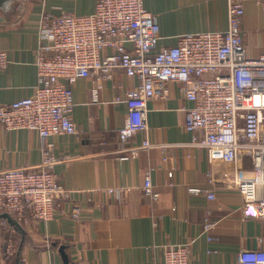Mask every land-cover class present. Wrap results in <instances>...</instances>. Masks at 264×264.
I'll return each mask as SVG.
<instances>
[{
  "label": "crops",
  "instance_id": "0c3cea01",
  "mask_svg": "<svg viewBox=\"0 0 264 264\" xmlns=\"http://www.w3.org/2000/svg\"><path fill=\"white\" fill-rule=\"evenodd\" d=\"M241 1L247 55L256 57L264 53V0ZM230 2L144 0L161 28L159 49L175 45L185 33L225 30ZM96 4L97 0H0V50L9 56V64L0 70V103L34 92L42 16L90 14ZM139 82L117 69L109 80L92 75L70 84L72 117L79 132L48 139L59 158L55 171L68 197L60 200L50 221H17L0 214V264L5 239L11 235L18 241V253L6 264H161L165 245L189 241L191 264H240L242 250L264 249V213L247 214L248 198L240 184L256 183L251 204L260 208L264 185L258 171L247 154L228 162L193 144L195 133L185 126L192 102L180 83H159V93L148 102V131L120 140L118 130L128 106L115 98ZM96 87L98 101L93 97ZM146 138L157 145L143 146ZM42 147L36 131H9L0 124V170H36ZM148 173L156 198L144 189ZM121 187L125 191L120 196L109 192ZM208 192L215 196L210 198ZM208 216L216 225L205 232Z\"/></svg>",
  "mask_w": 264,
  "mask_h": 264
},
{
  "label": "built area",
  "instance_id": "2783aa9c",
  "mask_svg": "<svg viewBox=\"0 0 264 264\" xmlns=\"http://www.w3.org/2000/svg\"><path fill=\"white\" fill-rule=\"evenodd\" d=\"M244 15L243 2L231 0L225 30L185 33L175 45L159 49L161 28L144 0H97L94 12L84 15L45 13L38 32V83L34 92L0 103V124L9 131H36L43 140L42 157L36 170H0V214H9L17 221L29 217L50 221L55 217L60 200L68 193L55 171L59 158L48 139L79 132L72 117L70 84L92 75L109 80L117 69L140 80L115 98L128 106V116L118 130L121 141L148 131L149 100L159 93V83L176 81L192 102L186 109L185 126L195 133L193 144L207 147L214 159L228 162L236 161L242 153L249 155L259 173V183L264 185V53L247 55ZM107 49L110 52L105 54ZM8 64V53L0 50V70ZM93 97L99 100L97 87ZM156 145L148 138L143 141L148 148ZM240 184L248 198L247 214L264 213V201L260 208L251 204L256 183ZM152 186L148 173L144 189L156 198ZM124 191L122 187L109 189L119 196ZM207 195L215 196L213 192ZM74 216L78 217L77 211ZM215 225L208 216L205 232ZM4 227L8 226L4 223ZM191 243L165 245L161 264H191ZM18 246L15 236L5 239L4 264L15 257ZM239 263L264 264V249L242 250Z\"/></svg>",
  "mask_w": 264,
  "mask_h": 264
},
{
  "label": "water",
  "instance_id": "95a60500",
  "mask_svg": "<svg viewBox=\"0 0 264 264\" xmlns=\"http://www.w3.org/2000/svg\"><path fill=\"white\" fill-rule=\"evenodd\" d=\"M1 216L11 218L9 214H2Z\"/></svg>",
  "mask_w": 264,
  "mask_h": 264
}]
</instances>
